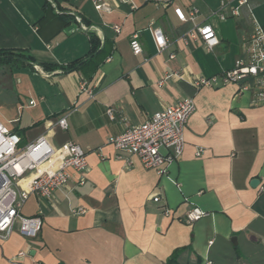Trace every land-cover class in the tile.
Listing matches in <instances>:
<instances>
[{"label":"crops","instance_id":"crops-1","mask_svg":"<svg viewBox=\"0 0 264 264\" xmlns=\"http://www.w3.org/2000/svg\"><path fill=\"white\" fill-rule=\"evenodd\" d=\"M95 2L0 0V49L35 60L34 66L0 65V123L21 145L44 135L53 148L71 141L88 152L85 169L70 170L65 187L23 204L24 216L42 212L40 232L28 239L14 228L0 239V264H166L176 250L177 264H264V101L253 103L252 82L247 90L234 83L193 85L245 57L249 12H257L264 29V0H249L239 16L225 20L214 14L220 0H99L108 10H97ZM191 5L199 10L195 21H179L173 8ZM151 22L166 39L160 51ZM202 23L218 36L212 50L189 35ZM89 32L108 53L92 73L40 66L86 58ZM134 33L138 55L129 46ZM186 97L195 110L184 150L165 173L107 144L123 131L120 117L137 125ZM63 114L65 130L56 123ZM79 207L83 213L74 212ZM193 208L206 214L186 222ZM20 250L27 253L17 257Z\"/></svg>","mask_w":264,"mask_h":264},{"label":"built area","instance_id":"built-area-1","mask_svg":"<svg viewBox=\"0 0 264 264\" xmlns=\"http://www.w3.org/2000/svg\"><path fill=\"white\" fill-rule=\"evenodd\" d=\"M98 1L95 2L97 10H108L103 2ZM248 4L249 0H220L219 8L214 14L221 20L236 17L239 16L241 7ZM173 13L179 21L194 22L199 10L193 5L186 11L177 6L173 8ZM250 18L252 31L243 45L245 57L236 59L232 68L223 70L218 76L196 78L193 81L195 87L234 83L238 84L240 90H247L252 82L253 103L264 101V29L251 12ZM114 29L118 31L119 27L114 26ZM150 30L157 50H162L166 46V39L161 29L151 22ZM189 35L198 36L206 50H212L219 43L218 36L209 23L194 24ZM129 46L133 54L141 53L136 33L131 36ZM80 88L91 95L86 83H81ZM29 104H33V101ZM194 110L193 99L186 97L154 112L137 125H129L122 116L120 120L124 124L123 131L109 136L106 142L117 153L136 156L143 167L163 174L167 166L180 157L184 150V129ZM106 114L110 119L114 118L112 108H107ZM66 116L63 114L57 119L60 129L65 130L68 126ZM200 151L197 150V154ZM87 153L71 141L53 148L44 135L21 145L20 136L0 123V239L8 238L16 223L17 230L23 237H37L42 225V212L38 210L33 215L24 216L20 212L23 204L31 195L49 198L55 190L65 187L70 179V170L85 169ZM152 200L158 202L159 197L155 196ZM74 212L83 213L84 209L79 207ZM164 214L169 215L170 210L165 208ZM205 214L199 208H193L185 214L184 220L193 222ZM26 253L20 250L16 256L22 257Z\"/></svg>","mask_w":264,"mask_h":264},{"label":"trees","instance_id":"trees-1","mask_svg":"<svg viewBox=\"0 0 264 264\" xmlns=\"http://www.w3.org/2000/svg\"><path fill=\"white\" fill-rule=\"evenodd\" d=\"M47 5H48V1L45 2L44 7H46ZM88 38L90 42V48L86 58L77 59L67 64L41 63L40 66L44 70L60 69L64 72H69V71L81 69L83 70L84 73H88V74L92 73L97 67V65L106 57L108 53H107L106 45L105 44L101 45L99 38L94 33L89 32ZM23 60H27L35 64L34 58L31 55L25 54L22 50L0 49V65L3 64L25 65L26 63ZM178 252H179L178 250L174 251L167 260L166 264H177Z\"/></svg>","mask_w":264,"mask_h":264},{"label":"water","instance_id":"water-1","mask_svg":"<svg viewBox=\"0 0 264 264\" xmlns=\"http://www.w3.org/2000/svg\"><path fill=\"white\" fill-rule=\"evenodd\" d=\"M75 16H77L76 13H73ZM26 64H29L31 66H34L33 62L27 61V60H23ZM258 183V179H252L250 182V185L255 186Z\"/></svg>","mask_w":264,"mask_h":264},{"label":"rangeland","instance_id":"rangeland-1","mask_svg":"<svg viewBox=\"0 0 264 264\" xmlns=\"http://www.w3.org/2000/svg\"><path fill=\"white\" fill-rule=\"evenodd\" d=\"M251 13L253 14V16L255 17V18H257L258 17V14H257V12L253 9L252 11H251ZM249 15H250V12H249ZM1 92H0V101H1ZM17 223L15 224V227L14 228H17Z\"/></svg>","mask_w":264,"mask_h":264}]
</instances>
